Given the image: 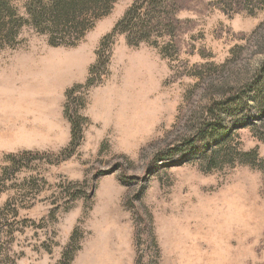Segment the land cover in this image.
<instances>
[{
	"label": "rangeland",
	"instance_id": "obj_1",
	"mask_svg": "<svg viewBox=\"0 0 264 264\" xmlns=\"http://www.w3.org/2000/svg\"><path fill=\"white\" fill-rule=\"evenodd\" d=\"M30 1L11 0L21 17ZM146 2L117 0L74 46L30 26L0 44V138L16 139H0V264H264L255 103L225 117L223 137L158 156L253 82L264 0ZM135 6L155 30L114 33L99 61Z\"/></svg>",
	"mask_w": 264,
	"mask_h": 264
},
{
	"label": "trees",
	"instance_id": "obj_2",
	"mask_svg": "<svg viewBox=\"0 0 264 264\" xmlns=\"http://www.w3.org/2000/svg\"><path fill=\"white\" fill-rule=\"evenodd\" d=\"M116 1L31 0L26 8V17H21L17 14L11 0H0V44L13 45L18 31L25 26H30L40 34L47 35L48 42L52 46H74L93 27L95 21L110 13ZM145 1L153 8L148 12L152 11L153 13L154 9L160 5L158 0ZM140 7L135 6L132 8L116 25L113 32L104 38L99 52V61L103 57L101 55L106 42L114 33L119 31L120 33H130L133 36L140 37L143 33H151L155 30L151 23L153 19L145 21L142 18L141 9L144 6ZM145 38L142 37L140 39ZM97 64L92 67L91 75L95 74ZM93 83L94 80L90 78L88 85ZM71 94L72 91H69L68 97ZM250 101H253L259 108V115L264 116V65L257 72L253 82L247 86V90H242L238 93L237 91H230L225 94V98L213 101L207 107V118L201 123L194 137L161 152L158 156L163 158L169 153L171 155H186L199 142L210 143L218 136L223 137V131L221 130L224 127L225 117L230 116L236 107L241 111L245 107L246 109L247 107L249 108L252 105ZM67 116L76 125L73 128V141H75L77 132H79L77 128H80V124L68 114Z\"/></svg>",
	"mask_w": 264,
	"mask_h": 264
},
{
	"label": "bare ground",
	"instance_id": "obj_3",
	"mask_svg": "<svg viewBox=\"0 0 264 264\" xmlns=\"http://www.w3.org/2000/svg\"><path fill=\"white\" fill-rule=\"evenodd\" d=\"M37 55V54H36ZM34 57V56H33ZM40 58V57H39ZM38 58V59H39ZM35 61H36V59H35ZM49 61H51V60H49ZM29 63V62H28ZM39 63V62H38ZM47 63H49V64H52V63H50V62H47ZM32 69H30L29 67V69H30V71L31 72H33V73H40V72H37V71H39V70H43V69H48L50 72H51V76H53L54 78L58 75L57 74V72H59V70L58 69H56V67H48L46 64H36V65H33L32 64ZM35 68V69H34ZM26 70H28L27 69V67H26ZM35 70V71H34ZM30 71H29V73H30ZM2 141H4V142H6L7 143V145H15L14 143L16 142V139H14L13 138V136H11L9 133H5V134H2L1 135V138H0ZM8 139V140H7ZM0 140V141H1ZM20 140V139H19ZM19 142V141H18ZM17 142V143H18Z\"/></svg>",
	"mask_w": 264,
	"mask_h": 264
}]
</instances>
